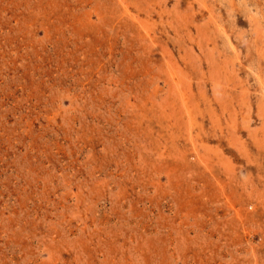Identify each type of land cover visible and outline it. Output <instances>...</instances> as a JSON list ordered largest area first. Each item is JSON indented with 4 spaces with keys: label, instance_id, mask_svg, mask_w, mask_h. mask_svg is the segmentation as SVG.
<instances>
[{
    "label": "rangeland",
    "instance_id": "1",
    "mask_svg": "<svg viewBox=\"0 0 264 264\" xmlns=\"http://www.w3.org/2000/svg\"><path fill=\"white\" fill-rule=\"evenodd\" d=\"M0 264H264V0H0Z\"/></svg>",
    "mask_w": 264,
    "mask_h": 264
}]
</instances>
